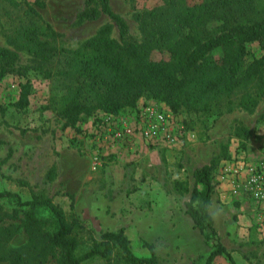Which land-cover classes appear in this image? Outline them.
Segmentation results:
<instances>
[{"label":"rangeland","instance_id":"374dc122","mask_svg":"<svg viewBox=\"0 0 264 264\" xmlns=\"http://www.w3.org/2000/svg\"><path fill=\"white\" fill-rule=\"evenodd\" d=\"M17 1L34 6L60 35L46 39L57 48L84 51L86 40L102 26L112 24L105 15L79 22L85 0H40L42 7L35 6V0ZM109 2L112 11L127 23L129 40L140 43L135 15L158 0ZM256 4L262 8L264 0H256ZM15 21L14 13H0V47L18 53L22 71V76L10 74L0 81V107L6 111L0 117V192L18 194L24 201L33 196L48 198L67 216L73 213L83 227L77 234L79 254L103 233L123 230L138 257H149L148 246H152L157 264H205L213 243L194 225L186 204L195 187V170L217 158L208 211L218 240L236 264H264V205L231 190L233 170L241 158L252 162L264 156V98L253 113L234 109L213 115L174 114L164 103L141 98L134 108L116 116L96 111L81 117L72 128L53 110L63 95L55 84L58 78H46L37 69L38 60L14 42ZM110 37L118 40L115 26ZM247 50V62L264 58V47L257 42L247 44ZM160 55L155 53L153 58ZM220 55L219 50L211 54L214 58ZM125 61L135 70L141 66L139 61ZM56 69L52 67V72ZM27 81L31 85L29 104L18 111L13 104ZM159 112L169 116L166 130L173 135L170 139L147 134L157 123L154 115ZM236 127L250 131L245 142L234 136ZM15 209L12 200L0 199V226L15 231L7 248L28 241L21 226L24 214L19 208L14 213ZM37 217L42 228L54 229L46 212H38ZM101 263L94 259L84 264ZM46 264L59 263L53 258ZM212 264L230 263L218 256Z\"/></svg>","mask_w":264,"mask_h":264},{"label":"trees","instance_id":"16d2710c","mask_svg":"<svg viewBox=\"0 0 264 264\" xmlns=\"http://www.w3.org/2000/svg\"><path fill=\"white\" fill-rule=\"evenodd\" d=\"M1 1L0 13L16 16L14 42L38 60L37 69L46 78H58L55 84L63 95L53 110L72 128L81 117H90L96 111L116 116L134 108L141 98L164 103L174 114L186 111L209 115L234 109L253 113L264 98V58L246 61L247 44L257 42L264 47V7L259 8L256 0H158L152 8L135 15L142 35L140 43L129 40L128 25L112 11L109 0H85L79 22L105 15L112 24L102 26L86 40L84 51L51 45L46 39L60 35L34 6L17 0ZM34 5L43 6L40 0ZM113 26L118 40L110 37ZM216 50L221 52L219 58L211 56ZM155 53L162 57L154 59ZM125 58L139 61L140 68H131ZM18 61L15 50L0 47V81L7 75L21 74ZM54 66L57 69L53 73ZM30 92L29 81L20 86L19 99L13 104L16 110L28 106ZM5 112L0 107V117ZM250 135L243 127L235 128L234 136L242 142ZM216 164L214 158L209 165L195 170L187 213L206 240L213 243L205 264H212L218 256L236 264L219 242L208 211ZM0 199L12 200L14 213L21 209V226L28 239L24 246L7 248L15 231L0 226L2 263L46 264L55 258L59 264H84L94 259L101 260V264H157L152 246H148L149 257L136 256L123 230L103 233L99 241L93 240L79 254L77 234L83 227L73 213L67 216L51 199L39 196L24 201L18 194L2 191ZM70 207L72 210L73 205ZM40 211L50 216L54 229L42 228L37 217Z\"/></svg>","mask_w":264,"mask_h":264},{"label":"built area","instance_id":"2783aa9c","mask_svg":"<svg viewBox=\"0 0 264 264\" xmlns=\"http://www.w3.org/2000/svg\"><path fill=\"white\" fill-rule=\"evenodd\" d=\"M154 117L157 123H153L148 129L147 134H151L150 138L158 139L160 136L167 139L172 138V133L166 130L168 114L159 112ZM232 177H235L231 185L234 195L241 191L243 196L252 203L264 205V156L252 162H245L241 158L238 167L233 170Z\"/></svg>","mask_w":264,"mask_h":264}]
</instances>
